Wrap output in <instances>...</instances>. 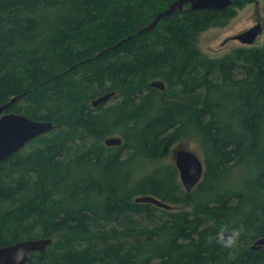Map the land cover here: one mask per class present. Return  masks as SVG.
Wrapping results in <instances>:
<instances>
[{
	"label": "trees",
	"instance_id": "1",
	"mask_svg": "<svg viewBox=\"0 0 264 264\" xmlns=\"http://www.w3.org/2000/svg\"><path fill=\"white\" fill-rule=\"evenodd\" d=\"M176 1L0 0V106L55 125L0 163V247L53 239L28 264H264V46H198L261 0L144 31ZM183 141L205 166L190 193L167 162ZM221 230H241L234 247Z\"/></svg>",
	"mask_w": 264,
	"mask_h": 264
},
{
	"label": "water",
	"instance_id": "2",
	"mask_svg": "<svg viewBox=\"0 0 264 264\" xmlns=\"http://www.w3.org/2000/svg\"><path fill=\"white\" fill-rule=\"evenodd\" d=\"M233 0H178L173 3L166 11L159 13L153 23L144 31H151L157 27L161 20L173 17L176 14H182L186 8L200 10H225L231 7ZM264 27L258 23L250 30L234 37L243 45L253 46L263 35ZM121 45V43L119 44ZM152 88L161 91L166 90L164 82L156 81L151 84ZM116 93L106 94L95 101L92 106L97 108L108 103ZM20 99L13 98L10 102L0 106V163L9 160L15 154L22 151L30 142L46 135L55 129V125L49 121H37L26 116L7 113ZM122 139L118 137L108 138L105 142L107 147H119L122 145ZM175 166L178 169L180 181L186 192H192L202 181L205 166L201 157L192 150H179L176 154ZM139 203H151L159 208L172 211L173 206L162 202L153 196H144L136 200ZM215 242L217 243L216 239ZM53 244V239H30L18 242L16 244L0 247V264H28L30 256L34 253L43 252L48 246ZM264 248V238L255 242L253 250Z\"/></svg>",
	"mask_w": 264,
	"mask_h": 264
},
{
	"label": "rangeland",
	"instance_id": "3",
	"mask_svg": "<svg viewBox=\"0 0 264 264\" xmlns=\"http://www.w3.org/2000/svg\"><path fill=\"white\" fill-rule=\"evenodd\" d=\"M258 23H261L264 27V0L246 5L243 9L237 11V16L231 20L230 24L225 28H213L201 34L199 37V48L207 56L212 58L222 57L234 49L245 47H258L264 46V32L263 35L257 40L253 46H246L237 40H233L234 37L250 30ZM117 99L112 100L107 104H113ZM86 147L85 143H79L75 148V152L81 151ZM189 149L195 151L203 160L199 146L196 143L183 141L178 143L172 150L171 155L167 159V162L175 164L176 154L179 150ZM245 169H241L236 173L237 178L244 174Z\"/></svg>",
	"mask_w": 264,
	"mask_h": 264
},
{
	"label": "clouds",
	"instance_id": "4",
	"mask_svg": "<svg viewBox=\"0 0 264 264\" xmlns=\"http://www.w3.org/2000/svg\"><path fill=\"white\" fill-rule=\"evenodd\" d=\"M240 235L241 230H231L230 232L221 230V232L217 234L216 241L222 247L232 248L237 244Z\"/></svg>",
	"mask_w": 264,
	"mask_h": 264
},
{
	"label": "flooded vegetation",
	"instance_id": "5",
	"mask_svg": "<svg viewBox=\"0 0 264 264\" xmlns=\"http://www.w3.org/2000/svg\"><path fill=\"white\" fill-rule=\"evenodd\" d=\"M115 96H116V95H115ZM115 96H114L113 98H115ZM113 98H112V99H113ZM112 99H111L109 102H111V101H112ZM109 102H108V103H109ZM108 103H106V104H108Z\"/></svg>",
	"mask_w": 264,
	"mask_h": 264
},
{
	"label": "bare ground",
	"instance_id": "6",
	"mask_svg": "<svg viewBox=\"0 0 264 264\" xmlns=\"http://www.w3.org/2000/svg\"><path fill=\"white\" fill-rule=\"evenodd\" d=\"M120 91V90H119Z\"/></svg>",
	"mask_w": 264,
	"mask_h": 264
}]
</instances>
